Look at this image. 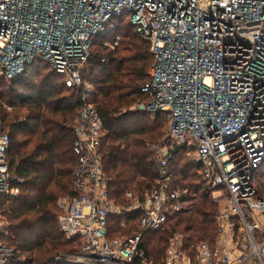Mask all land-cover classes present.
Here are the masks:
<instances>
[{
	"label": "built area",
	"instance_id": "built-area-1",
	"mask_svg": "<svg viewBox=\"0 0 264 264\" xmlns=\"http://www.w3.org/2000/svg\"><path fill=\"white\" fill-rule=\"evenodd\" d=\"M124 15L154 57L141 87L145 100L133 108L168 120L162 139L147 143L156 184L143 197L127 192L126 207L109 193L103 120L85 74L97 38ZM120 40L105 46L114 49ZM36 62L82 91L81 110L69 124L74 193L57 200L60 229L80 247L55 264H153L139 248L143 231L164 230L193 203L173 173L182 148L201 165L219 205L217 237L190 252L179 235L162 264H264V0H0V78L12 85ZM10 145V129L0 120V264L16 256L2 239L3 210L23 181L11 172ZM126 212L139 214L141 230L113 234L112 216Z\"/></svg>",
	"mask_w": 264,
	"mask_h": 264
},
{
	"label": "trees",
	"instance_id": "trees-1",
	"mask_svg": "<svg viewBox=\"0 0 264 264\" xmlns=\"http://www.w3.org/2000/svg\"><path fill=\"white\" fill-rule=\"evenodd\" d=\"M111 24L116 27L94 43L87 70L94 87L90 100L97 102L103 120V168L110 178V196L117 202V198L126 196L127 192L134 197H143L156 184L158 170L146 141L160 140L167 131L168 120L163 113L135 111L121 114L122 109L145 100L141 87L148 81L154 57L149 41L138 36L129 15L114 18ZM116 36L121 40L114 49L105 46L106 40L113 41ZM103 52L107 53L101 54ZM81 94L80 89L67 87L63 78L42 62L28 66L12 85L0 78V120L10 129L8 157L13 174L24 180L36 177L37 182L44 178L40 174L41 166L50 174L58 166L60 190L65 192L64 196L73 195L70 175L72 178L77 156L73 152L74 134L69 124L81 110ZM6 106L11 108L10 112ZM24 118V123H15ZM24 137L26 139L19 142ZM172 167L177 181L188 188V199L193 203L189 210L169 219L164 230L143 231L139 248L155 262L166 251L172 232L184 235L186 248L214 237L213 216L217 209L201 165L191 160L187 150L182 148L175 151ZM11 199H5V205ZM19 201L20 204L13 203L11 224L2 234L3 241L16 250V256L9 264H51L55 262L56 252L79 250V241L65 238L59 229L57 215L50 209L54 196L45 194L35 202L21 197ZM57 212L59 217L58 207ZM29 215L37 218L33 221L27 218ZM138 217L135 213L125 218L132 226L123 233L134 231L131 228L138 222ZM139 230L138 225L135 232ZM22 253L29 255L25 257Z\"/></svg>",
	"mask_w": 264,
	"mask_h": 264
},
{
	"label": "rangeland",
	"instance_id": "rangeland-1",
	"mask_svg": "<svg viewBox=\"0 0 264 264\" xmlns=\"http://www.w3.org/2000/svg\"><path fill=\"white\" fill-rule=\"evenodd\" d=\"M106 53L107 52H103L101 54H106ZM88 73H89V71L86 70L85 74L87 75V79L90 82V80H89V74ZM93 93H94V91H93ZM98 98L100 99V97H98ZM133 109H134L133 106L130 107V108H127L126 107V108H124V109L121 110V114H127V113H130V112H135L136 110L135 109L133 110ZM8 111L10 112L11 109L10 110L8 109ZM12 113H14V109H12ZM21 120L20 121L16 120L15 123H21ZM165 129H167V124L165 125ZM24 139H26V138L24 137V138L19 139L20 140L19 142L23 141ZM156 141H159L158 138L148 139L146 142L148 143V142H156ZM147 143H146V145H147ZM188 157L191 159L190 156H188ZM59 168L60 167H58V166L55 167L54 172L50 174L48 172V170L46 169V167L41 166L39 168V170H40V174L42 176L44 175V178L40 179V181H37V182L35 181V178L36 177H34V180L33 179H29V180H26L25 179L24 180L22 178L23 181L19 185V191H18L16 197L15 198H12L9 201V203H7L5 205V207H4V210L5 211L3 210V219H4L5 226H6L5 233L7 232V229H9L8 226H10V224H11V216H12V213H13V203L15 205H17L20 202L19 199L21 197H24L25 199H28L30 202H35L36 199H38L40 196L45 195V194L46 195H49V196H52V197L54 196V202L50 206V209H52L53 212H54V214L57 215V224L59 226V217H58V212H57V200L59 199V197L65 195V192H62L60 190L61 187H59L58 184H57V180H58V170H59ZM70 179H71V175H70ZM211 199H212V196H211ZM117 200H118L117 201V204H119L121 206H125V207L127 206L126 204H127V201L128 200L126 199V196H124L122 198H117ZM212 201L214 202L213 199H212ZM214 203L216 204V209H217L215 215L213 216V219H215V225H216V217H217L218 212H219V210H218L219 209V205L217 204V202H214ZM134 214L135 213H133V212H131V213L126 212L125 214L115 213L112 216L111 221H110L111 222L110 224H111L112 233L113 234H118V235H124V236L132 235V233L135 232L136 229H138V223L136 221H135L136 222L135 223V226L131 228L132 231L134 230L132 233L125 234V233H123V231L125 229H129V227L132 226V222H128L125 218H129V215L134 216ZM27 218L28 219H32L34 221L37 218V216L29 215ZM116 222L117 223L119 222L118 225L116 224ZM122 228H123V230H122ZM59 229H60V226H59ZM215 230H216V228H215ZM215 230H214V235H212L214 237H211V238H208L207 240H204L205 242L210 243L212 245L215 244L216 237H217ZM60 231H61V229H60ZM179 235L180 236H184L180 232H176V231L170 233L169 234V237H168V242H167L168 243V246H169V244H171L172 240L175 237L179 236ZM64 237L67 238L65 235H64ZM183 244H184V238H183ZM168 246H167V248H168ZM187 249H190L188 251L191 252L192 246H190ZM74 252L75 251L72 252V251H61L60 250L58 253L57 252L55 253V255H54V257H55L54 258V261H55L56 257H58L60 254H71V253H74ZM22 254L25 257H27L29 255L27 253L26 254L25 253H22ZM166 257H167V249L164 252V254L161 256V258L159 259V261H156L155 262V261L151 260V262L153 264H162L165 261ZM22 258H24V257H22ZM51 264H55V263L52 262Z\"/></svg>",
	"mask_w": 264,
	"mask_h": 264
}]
</instances>
